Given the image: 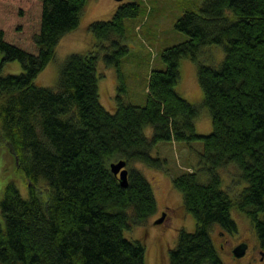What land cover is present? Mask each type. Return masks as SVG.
I'll return each instance as SVG.
<instances>
[{"label": "trees", "instance_id": "trees-1", "mask_svg": "<svg viewBox=\"0 0 264 264\" xmlns=\"http://www.w3.org/2000/svg\"><path fill=\"white\" fill-rule=\"evenodd\" d=\"M85 2L0 0V67L18 60L23 69L0 73V137L29 190L24 198L12 181L5 186L0 264H146L143 242L124 233L156 213L154 191L136 165L163 169L165 161L153 156L161 141H200L208 177L204 183L195 171L172 177L196 223L193 231H177L168 264H224L210 230L237 231L233 207L250 219L264 252V0H203L197 12L186 10L174 28L187 38L162 50L165 68L149 72L142 106L121 96L125 19L140 14L138 3L118 2L108 20L91 21L87 29L118 77L113 113L98 97V52L67 56L56 89L35 84L60 38L79 25ZM209 44L224 48L217 67L198 60ZM188 57L210 113L207 134L196 133L198 109L176 92L179 60ZM119 160L126 163V187L110 170ZM228 163L246 184L235 199L218 173Z\"/></svg>", "mask_w": 264, "mask_h": 264}, {"label": "rangeland", "instance_id": "rangeland-1", "mask_svg": "<svg viewBox=\"0 0 264 264\" xmlns=\"http://www.w3.org/2000/svg\"><path fill=\"white\" fill-rule=\"evenodd\" d=\"M136 1L140 14L137 17L125 19L126 35L123 43L128 48V54L122 59V74L124 77L125 93L121 94L123 102L142 106L147 100V80L149 72L164 69L161 61L162 50L167 46L175 45L186 40V35L174 28L175 22L186 10L197 12L203 0H122V2ZM118 2L115 0H86L81 8L79 25L66 33L54 51V57L43 70L35 77V84L46 88H55L61 64L71 53L86 54L91 51L98 52L100 59L97 63L98 97L102 107L113 113L118 94V77L114 67L104 64L100 43L89 32L87 27L94 20H108L114 12ZM226 15H231L230 11ZM232 16V15H231ZM107 45V43H103ZM198 60L213 65H220L223 60L224 48L220 44L203 46ZM2 53L0 52V62ZM178 67L179 78L176 92L192 103L198 109L194 119L197 134H207L212 130L210 113L203 103L204 94L197 80V65L188 58H181ZM1 75L17 74L23 72L20 62L7 61L0 67ZM0 123V133H1ZM152 128L146 127L144 134L151 135ZM203 146L200 141L186 142L170 141L159 142L153 156L164 160V168L147 167L142 163L136 165L154 191L156 213L149 217L145 223L133 227L126 235L130 239H137L145 245L146 264H168L169 250L175 247L177 231L186 229L193 231L195 223L191 213L183 205L182 195L172 184V177L195 171L198 181L204 183L208 180L207 171L202 170L199 154ZM222 178L221 188L229 197H234L244 188L245 182L239 176V168L234 163L225 164L218 169ZM13 182L18 187L21 197L29 198V190L24 176L19 174L15 165L14 155L7 144L0 137V201L5 186ZM47 185L44 181L38 182V196L46 199ZM45 191V192H44ZM165 213L160 224L154 223ZM231 217L236 222L234 232H222L218 226L210 230L211 240L224 264H264V252L260 251L259 241L250 219L234 207ZM1 219V214H0ZM240 244L246 245V252L240 258L235 257L233 250Z\"/></svg>", "mask_w": 264, "mask_h": 264}, {"label": "water", "instance_id": "water-1", "mask_svg": "<svg viewBox=\"0 0 264 264\" xmlns=\"http://www.w3.org/2000/svg\"><path fill=\"white\" fill-rule=\"evenodd\" d=\"M117 2H121L122 0H115ZM125 161L124 160H119L115 163L110 164V170L113 172L115 176L119 178V182L123 187L127 186V181H126V176H127V171L125 169ZM165 216V213L162 214L160 218H158L154 223L160 224L163 221V218ZM246 250V245L245 244H240L238 247H236L233 252L235 257L240 258L245 254ZM263 253V252H262Z\"/></svg>", "mask_w": 264, "mask_h": 264}]
</instances>
